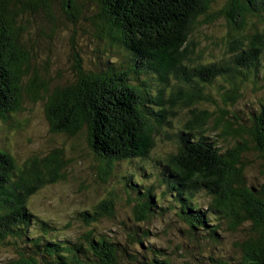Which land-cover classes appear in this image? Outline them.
Here are the masks:
<instances>
[{
    "label": "trees",
    "instance_id": "obj_1",
    "mask_svg": "<svg viewBox=\"0 0 264 264\" xmlns=\"http://www.w3.org/2000/svg\"><path fill=\"white\" fill-rule=\"evenodd\" d=\"M215 2L0 0V140H9L7 131L23 109L21 79L32 75L31 96H46L44 113L52 132L72 139L69 156L79 157L78 142H86L95 178L102 183L128 166L118 177L124 194H134L128 198L132 218L116 225L119 232L92 228L115 221L110 195L91 210L78 211L75 218L87 230L66 236L60 229L68 223L39 217L28 201L45 186L67 180L66 166L73 159L64 160L63 150L54 149L21 169L3 143L0 255L7 256L0 264H264V178L247 186L242 156L251 149L245 129L230 124L231 131L225 124L222 133L241 140L222 139L229 148L221 153L219 139L207 135H214L222 118L198 107L211 88L227 92L233 105L237 98L230 95L262 80L264 33L249 20L264 23V0H226L218 12ZM219 17L232 23L231 40L219 59L204 62L203 55L213 56V49L204 52L194 33ZM61 20L72 32L67 45L73 76L51 86L49 59L37 70L33 60L41 44L55 45ZM91 45L99 47L102 60L81 63L80 55H87ZM175 108L191 112L185 126L172 125ZM211 119L214 125L207 126ZM257 129L264 155V112ZM173 139L175 153H154L155 140ZM199 192L202 203L195 199ZM154 219L176 227L185 241L156 244L166 229L157 234ZM225 236L231 241L227 247Z\"/></svg>",
    "mask_w": 264,
    "mask_h": 264
},
{
    "label": "rangeland",
    "instance_id": "obj_2",
    "mask_svg": "<svg viewBox=\"0 0 264 264\" xmlns=\"http://www.w3.org/2000/svg\"><path fill=\"white\" fill-rule=\"evenodd\" d=\"M225 1L216 0L213 5L214 11L218 12L221 9V4ZM62 22L64 21L61 20L57 36L53 40L55 45L50 49L47 44H44V46L41 44L33 60L34 69H41L45 65L44 63L47 61V58L49 59L51 64L48 77L51 79V86L56 83L67 82V80L71 81L73 76L71 71V55L67 45L72 32L69 24ZM249 22L252 27H255V31L264 33V23L258 18L250 19ZM231 26L229 18L219 17L212 25H202L195 31L194 35L198 46H204V52L205 50L208 51L209 48L213 49V56L210 54L203 55L204 62H209L212 58L219 59L223 54L222 52L226 51L228 41L231 40V36H228V34L232 33ZM39 28L43 30V26ZM96 46L91 45L87 55H80L81 63L85 60L94 64L96 63V58L102 57V55L96 53L95 49L99 48ZM99 52L102 54L100 50ZM259 58L263 69L262 80H257L253 84H247V87H240L238 93L230 95V98H237L235 104L230 105L228 100H226L225 95H227V92H218V96L217 92L212 88L209 90L210 95L207 100L198 104L200 109L207 110L217 116L220 115L219 118H222V125L213 132L214 135H207L213 139H219L218 146H223V149L220 151L221 153L229 148L222 142V139L229 140L232 144H235V141L231 140V138L236 141L241 140L240 137L222 133V129L225 130V124L230 126L229 130L231 131H234V128L230 124H233L237 128L245 129L243 137L247 139V145L251 149L244 151L242 156L247 166L245 175H249L247 186L260 183L264 178V155L259 152L261 150L259 147L261 137L259 135L262 132L261 130H256L257 120L264 112V60L260 56ZM101 60L98 59L99 63ZM103 60L105 59L103 58ZM38 71L39 74L36 73L39 77H45L44 72ZM31 77L32 75H26L21 79V85L23 86V109L12 120L10 129L8 131L5 129L9 140H0V147H5L3 143L6 144L14 156L17 166L21 169H24L32 160L42 159L49 155L54 149L63 150V159L72 161L73 158L69 156V146L72 143V139L64 134L52 132L44 113L45 101L42 99H45L46 96L42 95V98L35 100L32 98L33 85L32 83L29 84ZM175 110L177 111V115L173 117L172 125L174 127L185 126L191 120V112L187 111L186 108H175ZM213 121L214 119L209 120L207 126L214 125ZM171 131L175 132V129ZM2 138L3 136H0V139ZM78 143L80 154L79 157L73 159L71 167L66 166V169L70 170L67 180L58 181L56 184L40 189L29 199L28 206L39 217L45 219L54 218L60 225L68 223L67 225L69 226L65 229H60V233L66 236H78L79 233L86 231L87 227L76 220V213L82 210H91L97 203L112 195L115 205V221L97 222L92 224V228L96 232L104 229L108 231L110 228H114L119 232L120 229L116 225L123 220L127 224V220L132 218L131 210L134 207L133 202L128 200V198L132 199L134 194L130 193V196L124 194L121 179L118 177L124 171L127 172L129 168L128 166H122L120 171L114 172L113 177L102 183L101 180L95 178V165L91 157L88 156L87 143L83 141H79ZM241 146L239 145V147ZM175 149L174 139L155 140L154 153L158 156L164 157L171 152L175 153ZM201 194L202 192L197 193L195 199L202 203L201 198H204V196ZM203 200H206V198ZM173 213L174 211H170L169 215ZM114 224L115 226H113ZM153 226L156 228L157 234H159L158 232L161 227L166 229V235H158L157 241L155 240L158 245L166 246L170 243L173 245L176 242L182 244L185 241L176 231V227L167 228L164 221L154 219ZM230 242V239L228 240V237L225 236L224 247H227ZM6 256V254H1L0 262Z\"/></svg>",
    "mask_w": 264,
    "mask_h": 264
},
{
    "label": "bare ground",
    "instance_id": "obj_3",
    "mask_svg": "<svg viewBox=\"0 0 264 264\" xmlns=\"http://www.w3.org/2000/svg\"><path fill=\"white\" fill-rule=\"evenodd\" d=\"M177 187V186H176Z\"/></svg>",
    "mask_w": 264,
    "mask_h": 264
}]
</instances>
